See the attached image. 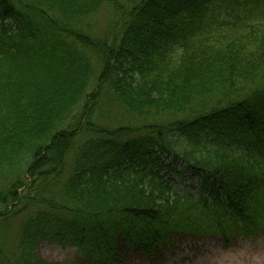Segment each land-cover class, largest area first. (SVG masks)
I'll use <instances>...</instances> for the list:
<instances>
[{
  "label": "trees",
  "instance_id": "16d2710c",
  "mask_svg": "<svg viewBox=\"0 0 264 264\" xmlns=\"http://www.w3.org/2000/svg\"><path fill=\"white\" fill-rule=\"evenodd\" d=\"M225 222L264 233V0H0V264Z\"/></svg>",
  "mask_w": 264,
  "mask_h": 264
},
{
  "label": "rangeland",
  "instance_id": "374dc122",
  "mask_svg": "<svg viewBox=\"0 0 264 264\" xmlns=\"http://www.w3.org/2000/svg\"><path fill=\"white\" fill-rule=\"evenodd\" d=\"M168 162L169 160L165 163ZM178 169L182 170L183 166H179ZM176 179L178 188L184 189L180 176H176ZM184 181L189 182L187 179ZM19 219L20 217L10 219L9 228L17 225ZM12 232L8 234V240L11 242L14 241ZM36 251L41 259L54 264L63 261H69L70 264H95L90 256L79 255L75 247L68 244L41 242ZM125 255L121 258V264H264V238L256 241L239 238L231 247H225L216 237L204 239L190 236L175 237L172 249L162 250L161 257H149L138 250Z\"/></svg>",
  "mask_w": 264,
  "mask_h": 264
}]
</instances>
